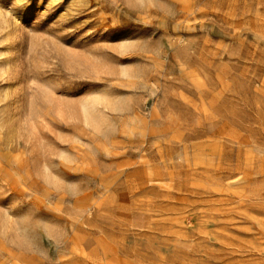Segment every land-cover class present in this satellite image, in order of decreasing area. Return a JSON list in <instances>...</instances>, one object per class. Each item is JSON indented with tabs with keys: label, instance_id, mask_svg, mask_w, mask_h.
I'll use <instances>...</instances> for the list:
<instances>
[{
	"label": "rangeland",
	"instance_id": "obj_1",
	"mask_svg": "<svg viewBox=\"0 0 264 264\" xmlns=\"http://www.w3.org/2000/svg\"><path fill=\"white\" fill-rule=\"evenodd\" d=\"M0 9V264H264V0Z\"/></svg>",
	"mask_w": 264,
	"mask_h": 264
},
{
	"label": "bare ground",
	"instance_id": "obj_2",
	"mask_svg": "<svg viewBox=\"0 0 264 264\" xmlns=\"http://www.w3.org/2000/svg\"><path fill=\"white\" fill-rule=\"evenodd\" d=\"M140 1V2H139ZM143 0H138V3H141ZM2 8V7H1ZM10 14V13H9ZM15 21V20H14ZM0 23H1V25H0V30H3V31H6V30H4V29H6L7 28V21H6V19L4 18V16H3V14H2V12H1V9H0ZM10 24V23H9ZM5 27V28H4ZM8 30V29H7ZM2 33V32H1ZM12 36V35H11ZM3 37V39L6 41V39H8V37H9V34H8V31H6V32H4V35L2 36ZM12 38H13V36H12ZM3 40V41H4ZM11 41H13V40H11ZM10 42V41H9ZM9 42H8V44H9ZM125 42V41H124ZM4 44H5V42H4ZM11 44H13V42H10V46H12ZM10 46H8V47H10ZM2 47H3V45H2ZM5 47V49H3V50H1L0 49V56H2V58H0V77H8L9 75H8V72H9V66H10V58H9V55L7 54L8 52H7V46H4ZM73 53V52H72ZM13 54V53H12ZM12 54H10V55H12ZM64 54H67V57H65V59L66 58H70V59H68L71 63H72V61L74 62V59L75 58H73L72 57V55H71V53L69 54V52L67 51V53L65 52ZM64 56H66V55H64ZM74 56V55H73ZM72 60V61H71ZM61 61V60H60ZM75 62H76V59H75ZM74 62V63H75ZM77 63H79L78 61L76 62V64ZM77 67V66H76ZM26 68V67H25ZM27 72V71H26ZM123 72H125V71H123ZM24 74V73H23ZM8 75V76H7ZM5 77V78H6ZM4 78V79H5ZM1 80V79H0ZM26 80V79H25ZM6 82V81H5ZM26 82V81H25ZM4 83V82H3ZM27 84H28V82H27ZM4 86H5V84H4ZM29 86H30V84H29ZM102 86V85H101ZM3 89H1V90H3V91H5V89H6V87H2ZM26 88L27 87H25V92L24 93H26V91H28V90H26ZM40 88V87H39ZM52 88V87H51ZM28 89V88H27ZM36 89V88H35ZM42 90V89H41ZM3 91L1 92V94L3 93ZM29 92V91H28ZM44 92H45V90H44ZM104 92V91H103ZM102 91H95V92H92V93H90V94H88L84 99H82L81 100V102H80V113H81V116H82V118H83V120L82 121H84L86 124H89V125H95L97 122H99L102 118L101 117H103V116H100L101 115V106H105L107 103H108V100L110 101V98L108 99L107 97H109L107 94H105V93H103ZM109 93V92H108ZM27 94V93H26ZM29 94V93H28ZM4 95V94H3ZM46 95H47V92H46ZM106 95H107V97H106ZM1 96V95H0ZM31 96V95H30ZM25 97H27V96H25ZM46 97V96H45ZM35 98V97H34ZM1 99V98H0ZM47 99H48V101H49V103L51 104L52 103V101H51V97L49 96V97H47ZM47 99H45V100H47ZM108 99V100H107ZM27 100V99H26ZM26 100H24V101H26ZM29 101V100H28ZM31 102V101H30ZM30 102H28L27 104H26V106L28 107V104L30 105ZM34 103V102H33ZM32 104V103H31ZM110 104V103H109ZM115 104V103H114ZM57 106V105H56ZM29 108V107H28ZM106 108V107H105ZM117 108V107H116ZM22 110V109H21ZM24 110H26V107H25V109ZM23 110V111H24ZM105 110V109H104ZM23 111H22V113H23ZM103 112V111H102ZM30 113V110H29V112H28V110L27 111H24V116L22 115V118L23 119H25V121L27 122L29 119H30V117H29V114ZM32 113V112H31ZM19 115V114H18ZM11 118V117H10ZM22 119V120H23ZM11 120V119H10ZM18 122V121H17ZM22 122H24V120L22 121ZM21 121H20V123H22ZM29 122V121H28ZM102 122V121H101ZM24 124V123H23ZM27 124V123H26ZM25 124V125H26ZM99 124V123H98ZM28 125V124H27ZM26 125V126H27ZM13 126V125H12ZM28 127V126H27ZM16 129V128H15ZM28 128H26V130H27ZM31 129V128H30ZM29 130V129H28ZM27 130V131H28ZM30 132H31V130H29L28 131V135H30ZM12 133V132H11ZM33 133V132H32ZM35 133V132H34ZM26 134V133H25ZM27 136V135H26ZM29 138V137H28ZM38 154V153H37ZM41 158V157H40ZM36 160V159H35ZM44 170L45 171H47V167L46 166H44ZM5 220H7V219H5ZM7 225H8V223H7ZM8 228H10V227H8ZM7 228V229H8ZM2 229V228H1ZM6 230V229H5ZM11 240V239H10Z\"/></svg>",
	"mask_w": 264,
	"mask_h": 264
}]
</instances>
